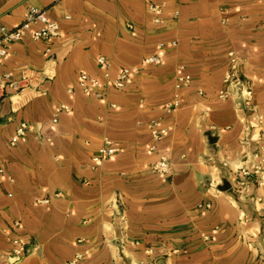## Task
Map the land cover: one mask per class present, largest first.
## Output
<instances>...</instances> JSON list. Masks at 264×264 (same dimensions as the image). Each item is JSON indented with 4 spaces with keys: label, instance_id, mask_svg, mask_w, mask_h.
I'll return each instance as SVG.
<instances>
[{
    "label": "crops",
    "instance_id": "1",
    "mask_svg": "<svg viewBox=\"0 0 264 264\" xmlns=\"http://www.w3.org/2000/svg\"><path fill=\"white\" fill-rule=\"evenodd\" d=\"M30 6L60 34L13 42L0 63V264H264V0H0V26ZM229 52L242 83L220 99ZM122 67L138 70L118 90ZM152 120L168 131L155 150ZM104 138L118 151L96 164Z\"/></svg>",
    "mask_w": 264,
    "mask_h": 264
},
{
    "label": "built area",
    "instance_id": "2",
    "mask_svg": "<svg viewBox=\"0 0 264 264\" xmlns=\"http://www.w3.org/2000/svg\"><path fill=\"white\" fill-rule=\"evenodd\" d=\"M151 10L155 9V6H150ZM60 34V27L57 22L50 21L47 18V12L45 9L30 6L24 18L21 22L13 28H8L6 26H0V63L4 60L8 54V47L11 43L22 40L25 37H29L32 40H49L50 38L56 37ZM172 45H175V42H171ZM164 46L163 43L158 45L159 48ZM229 64L226 69L223 80L222 87L218 91V98L226 99L230 95V91L234 88L241 85L242 80L237 72V58L234 52L228 53ZM97 63L106 68L108 62L103 57H98L96 59ZM161 58L159 55H150L142 59L143 64H159ZM137 68H128L122 67L119 69L115 79L112 81V85L116 89H121L127 83L131 73L136 72ZM3 76H0V81ZM190 76L183 75L178 76L174 82L173 87V99L170 103L165 106L167 112H172L176 110L179 106V90L182 85L189 83ZM78 85L85 93L92 92L98 98H105V94L102 90V85L100 82L87 74H80L78 77ZM246 98L244 100V106L248 105V97L250 91H245ZM61 110H67L66 106H60L55 109L56 113H59ZM56 121V118L54 119ZM150 136L153 140V144L149 147L150 150H155L156 143L160 141L164 136L167 135V129L164 126H161L159 121L152 120L147 124ZM27 125L21 123L15 131L14 136L10 140V144L14 145L18 139L25 135ZM118 151V148L112 145V142L104 138L102 145L98 148L96 155L92 158L94 163H99L104 158L115 154ZM153 170L158 174H169L172 168V164L167 156L160 155L152 164ZM260 171V165L255 164L252 169L242 168L238 171L237 185L243 187L248 181L255 177V175ZM1 172V170H0ZM259 185L264 186L263 182H259ZM47 200H44L46 202ZM19 221H14L15 226H19ZM13 251L19 252L25 247V242L23 241H13ZM74 263V262H73Z\"/></svg>",
    "mask_w": 264,
    "mask_h": 264
}]
</instances>
